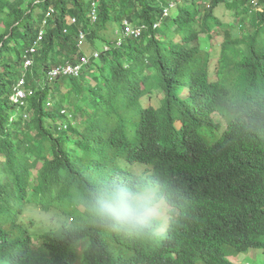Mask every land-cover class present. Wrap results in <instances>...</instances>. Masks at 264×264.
<instances>
[{"label":"trees","instance_id":"trees-1","mask_svg":"<svg viewBox=\"0 0 264 264\" xmlns=\"http://www.w3.org/2000/svg\"><path fill=\"white\" fill-rule=\"evenodd\" d=\"M165 8L170 31L155 28ZM125 21L147 28L135 37ZM0 22V264H234L264 251V0H0ZM203 34L222 48L214 70ZM83 56L77 74L49 76ZM135 182L168 208L143 239L93 211L95 192ZM31 205L59 225L32 233Z\"/></svg>","mask_w":264,"mask_h":264},{"label":"clouds","instance_id":"clouds-1","mask_svg":"<svg viewBox=\"0 0 264 264\" xmlns=\"http://www.w3.org/2000/svg\"><path fill=\"white\" fill-rule=\"evenodd\" d=\"M93 211L99 220L114 230L143 239L150 235L155 224L165 222L168 208L157 198L153 188L135 182L108 186L95 192Z\"/></svg>","mask_w":264,"mask_h":264},{"label":"rangeland","instance_id":"rangeland-1","mask_svg":"<svg viewBox=\"0 0 264 264\" xmlns=\"http://www.w3.org/2000/svg\"><path fill=\"white\" fill-rule=\"evenodd\" d=\"M208 4V3H207ZM37 12H40L41 9L40 7L36 8ZM216 15L221 18V20L225 22H233L235 19L233 16H231V11L227 9L225 6H221L220 8L215 11ZM67 20L72 21L73 17L71 15L67 16ZM160 23V25L157 28H160L162 24L165 22L166 23V30L170 31L171 30V19L168 16H165ZM46 23L42 25V32L40 34L41 38L38 39V44H42L43 41V36L46 32L45 29ZM20 28L23 29V24H19ZM5 27L4 25L0 22V34L4 33ZM199 42L202 47V49L210 51V68L211 70H214L215 67L217 66L218 60L221 56L222 48L221 45H217L213 43V40L209 39L208 37L203 34L202 36L199 37ZM96 48L98 49L97 52H94V57L96 60L99 61L100 54L103 50H107L108 46H106L103 41L96 40ZM26 64V62H25ZM25 91V90H24ZM14 98H16V95H14ZM216 119L218 122H220L223 125V128H225V121L219 116H216ZM130 169L133 172H136L137 174L141 175L145 170H146V165L141 164V163H135V164H130ZM32 180V179H31ZM32 191V189H30ZM82 208V206H80ZM35 205H31L30 210H27L25 214H33L35 215V219H30L29 217H25V223L30 226V230L32 233L37 234L41 233L51 227H56L59 225V220H53L52 216L53 213H47L39 210ZM71 218L66 217V220L69 221ZM32 222V224L30 223ZM35 239V238H34ZM230 260L234 264H264V251L261 249H251L247 254H241L237 257H230Z\"/></svg>","mask_w":264,"mask_h":264},{"label":"built area","instance_id":"built-area-1","mask_svg":"<svg viewBox=\"0 0 264 264\" xmlns=\"http://www.w3.org/2000/svg\"><path fill=\"white\" fill-rule=\"evenodd\" d=\"M96 5H97V3L95 1H93V9H92V12L90 13V16H91L93 21H96V19H97ZM168 14H169V8H165L164 9V17L168 16ZM74 21H75V18H73V20L71 22H74ZM161 22L162 21H159L158 23H156L155 24V28H157L160 25ZM125 25H126L125 26L126 33L127 34H131V35H133L135 37L140 36L141 33L147 28V26L144 25V24L135 26V25H132V24L128 23L127 21H125ZM41 32H42V30L39 33L38 39L41 38V36H40ZM84 38H85V34L83 32H81L80 36H79L80 43L83 42ZM38 39L33 44L32 48H30L29 53H33L35 51V49H36V46L37 47L39 46ZM88 61H89L88 57L83 56L82 59H81V62H79V63L76 62L75 65L66 63L64 65L56 66L53 69H51V71L49 72V76L51 77V79H54L58 75H60L59 74L60 72H64L63 74H72V73L77 74L79 72V70L81 69V67H83L82 65L85 64V63H88ZM25 62H26V65H32L33 59L27 57ZM23 83H24L23 80H21L19 85L15 88V95H16L15 100H18L21 97L22 98L25 97L26 93H25L24 89L20 87V85H22Z\"/></svg>","mask_w":264,"mask_h":264},{"label":"crops","instance_id":"crops-1","mask_svg":"<svg viewBox=\"0 0 264 264\" xmlns=\"http://www.w3.org/2000/svg\"><path fill=\"white\" fill-rule=\"evenodd\" d=\"M251 250V249H250Z\"/></svg>","mask_w":264,"mask_h":264}]
</instances>
